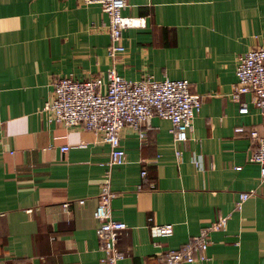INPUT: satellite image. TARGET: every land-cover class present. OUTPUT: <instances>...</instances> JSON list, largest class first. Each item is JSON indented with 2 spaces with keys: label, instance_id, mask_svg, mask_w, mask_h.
<instances>
[{
  "label": "crops",
  "instance_id": "crops-1",
  "mask_svg": "<svg viewBox=\"0 0 264 264\" xmlns=\"http://www.w3.org/2000/svg\"><path fill=\"white\" fill-rule=\"evenodd\" d=\"M124 15L148 24L125 30V51L112 58L99 4L0 0V264H102L94 212L106 175L113 218L127 224L121 264H163L226 214L207 259L192 264H264V181L250 161V130L264 135V114L254 93L233 99L239 57L264 47V0H128ZM112 67L130 81L186 79L203 98L190 139L175 143L172 122L159 117L144 140L126 127L118 166L101 134L46 121L55 80L105 83ZM243 191L252 196L237 210ZM167 223L171 237L152 236L151 226Z\"/></svg>",
  "mask_w": 264,
  "mask_h": 264
},
{
  "label": "built area",
  "instance_id": "built-area-1",
  "mask_svg": "<svg viewBox=\"0 0 264 264\" xmlns=\"http://www.w3.org/2000/svg\"><path fill=\"white\" fill-rule=\"evenodd\" d=\"M86 5H100L107 14L108 30L112 40L108 54L115 58L123 53V33L127 29H145L148 24L146 17L126 16L124 10L128 0H81ZM237 89L233 99L242 94H255V104L264 114V47H255L241 55L236 66ZM53 98L45 104L46 121L59 124L65 128H81L97 134L110 146V164L121 165L127 156L121 145L120 133L126 127H132L139 132L144 140L149 130H152V119L159 117L172 122V135L175 143H185L194 129V118L202 107L203 98L191 92L189 82L181 79H165L158 81L153 77L141 80H126L114 67L107 71L106 82L101 79L79 81L73 77L57 79L53 84ZM248 105L243 104L240 112L248 113ZM236 131H244L237 127ZM251 138L256 141V147L250 159L259 165L261 181H264V135L256 129L250 130ZM69 146L61 147L63 153ZM177 151L176 155L180 156ZM195 167L202 170V156L193 159ZM143 169L141 176L147 178ZM111 177L106 175L100 185L99 202L94 212L98 222L96 229L99 249L103 253L102 264H121L124 253L119 248V240L127 229V224L113 218L111 202L114 192L111 191ZM252 196L251 192H240L235 202V208L240 210ZM84 201L80 200L79 204ZM70 210V202L63 204ZM230 215L218 216L209 226L189 238V241L177 249L168 251L163 264H192L207 259L206 252L210 245V233L226 230ZM153 237H171L174 224H155L150 227Z\"/></svg>",
  "mask_w": 264,
  "mask_h": 264
}]
</instances>
